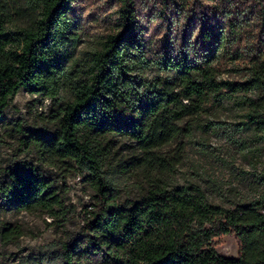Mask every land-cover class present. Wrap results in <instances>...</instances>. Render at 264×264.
I'll return each instance as SVG.
<instances>
[{"label": "rangeland", "instance_id": "obj_1", "mask_svg": "<svg viewBox=\"0 0 264 264\" xmlns=\"http://www.w3.org/2000/svg\"><path fill=\"white\" fill-rule=\"evenodd\" d=\"M133 1L147 50L146 60L136 55L131 61V75L144 82L142 95L167 87V82H177L174 91L184 92V69L166 65L175 58L197 64L193 77L198 81L205 79L201 69L206 67L214 80L233 85L224 86L217 103L205 100L201 108L183 98L193 107L191 113L181 106L161 111L149 128L157 135L149 149L125 134L82 128L79 137L95 155L98 173L59 155L50 142L34 138L56 137L59 115L73 100L72 85L91 76L93 54L123 29L118 0H78L65 87L57 97L21 89L0 119V186L10 170H39L60 203L53 216L43 209L18 212L0 198V230L9 224L20 231L8 241L0 235V264H66V245L82 238L95 217L97 177L115 188L122 207L157 183L193 187L204 202L230 211L256 203L264 214V0H198L188 11L164 7L161 0ZM39 11V0H0L8 30L33 28ZM229 19L238 21L241 30L234 34L226 28L212 55L202 32L212 25L219 33ZM209 58L213 61L208 65ZM216 242L221 255H240L235 234ZM80 253L73 264H90Z\"/></svg>", "mask_w": 264, "mask_h": 264}, {"label": "trees", "instance_id": "obj_2", "mask_svg": "<svg viewBox=\"0 0 264 264\" xmlns=\"http://www.w3.org/2000/svg\"><path fill=\"white\" fill-rule=\"evenodd\" d=\"M197 1L161 0L164 7L183 11ZM39 2V16L31 29L8 30L0 17V119L21 89L57 97L65 87L69 53L77 34L78 0ZM118 2L123 29L109 35L93 54L91 76L72 85L73 100L59 115L56 137L34 138L50 142L59 155L71 157L96 173L100 168L95 155L79 137L82 128L125 134L149 149L157 138L149 128L161 111L181 106L184 113H191L193 107L183 103V98L199 103L201 108L207 100L217 103L224 86L233 85L217 82L206 67L201 69L205 79L198 81L193 77L198 65L175 58L166 65L184 69V92L174 91L177 82H167V87L142 95L144 82L131 75V61L136 55L146 60L147 50L143 48L134 1ZM226 24L219 33L212 25L202 32L203 43L212 55L217 53L218 39L226 28L234 34L241 30L238 21L229 19ZM212 61L209 58L207 64ZM95 185L99 201L95 217L86 225L82 238L66 245V264H73L78 250L90 264H122L121 258L125 264H264V214L256 203L230 211L204 202L193 187L169 188L156 183L146 195L122 207L116 202L115 188L99 177ZM49 188L39 170H10L0 186V198L18 212L43 209L55 216L60 203ZM19 234L9 224L0 230L7 241ZM227 234L238 238V257L223 256L216 249V239Z\"/></svg>", "mask_w": 264, "mask_h": 264}]
</instances>
